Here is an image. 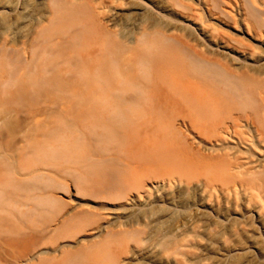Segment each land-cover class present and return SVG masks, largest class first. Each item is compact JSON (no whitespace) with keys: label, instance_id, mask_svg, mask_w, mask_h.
<instances>
[{"label":"bare ground","instance_id":"6f19581e","mask_svg":"<svg viewBox=\"0 0 264 264\" xmlns=\"http://www.w3.org/2000/svg\"><path fill=\"white\" fill-rule=\"evenodd\" d=\"M0 15L9 19L0 32V187L42 178L46 204L68 217L60 228L89 231L75 244L47 249L45 240L14 264H67L75 247L89 264H123V246L143 241L129 232L141 218L132 214L151 221L147 197L169 188V203L185 192L200 200L175 236L190 237L197 223L211 236V213L227 225L256 219L264 232V0H0ZM61 22L68 34L54 35ZM123 23L131 30L117 35ZM39 92L54 94L50 126L30 108ZM58 149L62 169H36ZM104 169L114 178L105 202H82ZM223 238L204 250L212 255ZM186 248L149 240L142 264H187L177 258ZM260 248L249 238L213 264L256 251L264 261Z\"/></svg>","mask_w":264,"mask_h":264},{"label":"rangeland","instance_id":"374dc122","mask_svg":"<svg viewBox=\"0 0 264 264\" xmlns=\"http://www.w3.org/2000/svg\"><path fill=\"white\" fill-rule=\"evenodd\" d=\"M190 3L193 0H188ZM124 11L118 9L117 12ZM185 24L193 25L192 22H188L181 18ZM9 19L5 15H0V32L3 31L8 26ZM217 21L208 19L206 20V26L212 28L217 26ZM220 24V23H219ZM222 25V24H221ZM223 26V25H222ZM200 27L197 23V26ZM131 30L129 23H123L118 28H116V34L121 35L127 31ZM221 32H225L220 29ZM64 23L58 24L52 29L54 35L65 36L68 34ZM207 31H205V35ZM194 37L199 39L204 43L202 37L195 32ZM201 38V39H200ZM220 40V39H219ZM54 94L39 92L31 96L30 108L34 112H39L40 114L36 117L42 126H50L53 119L50 117L51 112L55 111L58 107L52 104ZM26 106V105H25ZM57 147V146H56ZM59 148V147H58ZM61 149V148H60ZM59 150V149H58ZM55 152L56 156L43 158L44 166H39L36 168V162L34 163L36 169L43 168H54L57 170L62 169L65 165L62 162L61 155L63 152ZM75 148V154H76ZM38 166V165H37ZM108 169L96 170L97 180L94 186L89 190L91 196L83 197L80 199L82 202L89 203L92 206H99V204L104 203L102 195L107 192L108 187L111 186L112 178ZM98 173V174H97ZM37 173H35L36 175ZM18 178V177H17ZM5 182L4 186L0 187V239L4 242V239L10 238L15 241H20L16 246H8L3 244L0 248V264H12L15 259L20 260L29 256L34 247L37 245H42L45 240H48L49 244L47 249L54 245L71 244L76 243V240L84 238L88 235L89 231L82 232L83 229L88 230L87 227L76 228V229H62L60 224L64 222L68 217L58 214L57 208H52L49 204H46V199L44 198L45 181L42 178L35 177L33 179L19 178L18 181ZM22 180L23 182H21ZM20 181V182H19ZM114 181V178H113ZM19 183H22L19 186ZM110 185V186H109ZM174 192L173 188L165 189L163 191L156 192L152 196L147 197L150 205L147 208L153 207V213L151 221H144L143 216L137 211L132 219L139 218V225L133 229H129V232L133 230L139 231L141 233L142 246L137 247L134 243L129 242L123 246V251L120 253L122 257L123 264H142V257L140 255L141 249L145 246L149 240H154L156 238L165 236V240L170 242L174 240H182L184 245L188 248L183 249L185 252V257H177L180 261L184 260L187 264H213L219 259H221V254H224L227 250L235 248L238 246L246 245L249 238L255 239L264 252V232L258 229L256 219L253 222L241 219L240 221L231 222L227 225L223 217L211 213V222L209 223L211 231V236L204 232V225L202 223H197L195 226V233L189 235L175 236L173 235L174 229L179 226L183 221L185 216L193 210V208L199 207L200 200L199 197L193 192H185L180 198L175 199L174 203H169L165 201V196ZM57 196L61 198H66L62 191H56ZM43 202V203H42ZM80 201H78L79 203ZM120 203L110 202L109 207L117 206ZM241 200L237 202V214H243ZM239 222V225L236 223ZM13 225V226H12ZM15 227V228H14ZM252 227L253 230H252ZM129 228V227H128ZM3 231V232H2ZM15 231V232H14ZM81 232V233H80ZM80 233V234H79ZM224 234L223 243H214L213 254L206 252L204 250V242L207 240H215V237L219 234ZM77 236V237H76ZM186 236V237H185ZM33 237L34 241L27 248L23 245L28 238ZM76 237V239L74 238ZM0 240V241H1ZM24 241V242H23ZM188 241V242H187ZM42 242V243H41ZM53 248V247H52ZM109 248V255L116 254V249ZM68 251L67 264H89V262L83 261L82 255L78 251L79 248L75 247L73 249H65ZM113 251V252H112ZM112 252V253H111ZM75 253V254H74ZM81 255V256H80ZM19 258V259H18ZM240 264H264V261H260V253L256 251L252 254L250 258L241 259ZM14 264V263H13Z\"/></svg>","mask_w":264,"mask_h":264}]
</instances>
